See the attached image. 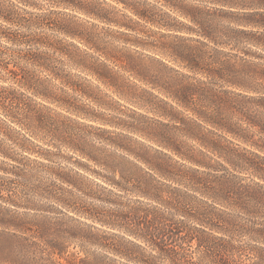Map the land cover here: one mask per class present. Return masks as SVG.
<instances>
[{"label": "clouds", "instance_id": "1", "mask_svg": "<svg viewBox=\"0 0 264 264\" xmlns=\"http://www.w3.org/2000/svg\"><path fill=\"white\" fill-rule=\"evenodd\" d=\"M0 264H264V0H0Z\"/></svg>", "mask_w": 264, "mask_h": 264}]
</instances>
